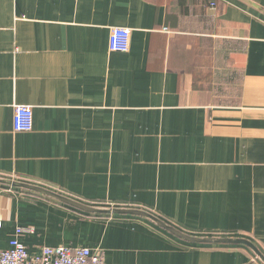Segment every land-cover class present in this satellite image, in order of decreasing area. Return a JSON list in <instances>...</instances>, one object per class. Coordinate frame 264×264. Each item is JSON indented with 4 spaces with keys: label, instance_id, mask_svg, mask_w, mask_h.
<instances>
[{
    "label": "crops",
    "instance_id": "crops-1",
    "mask_svg": "<svg viewBox=\"0 0 264 264\" xmlns=\"http://www.w3.org/2000/svg\"><path fill=\"white\" fill-rule=\"evenodd\" d=\"M112 27L131 29L127 52L109 50ZM22 104L33 129L17 133ZM0 178L264 256V0H0ZM17 227L30 254L264 264L242 244L0 184V249Z\"/></svg>",
    "mask_w": 264,
    "mask_h": 264
},
{
    "label": "built area",
    "instance_id": "built-area-1",
    "mask_svg": "<svg viewBox=\"0 0 264 264\" xmlns=\"http://www.w3.org/2000/svg\"><path fill=\"white\" fill-rule=\"evenodd\" d=\"M210 5H214L211 2ZM131 29L112 27L108 38L109 50L124 53L130 48ZM13 132H30L33 129L32 107L14 105L12 112ZM23 229L17 227L6 249H0V264H105L102 251L95 248L60 244L43 245L37 254H30L19 239Z\"/></svg>",
    "mask_w": 264,
    "mask_h": 264
},
{
    "label": "water",
    "instance_id": "water-1",
    "mask_svg": "<svg viewBox=\"0 0 264 264\" xmlns=\"http://www.w3.org/2000/svg\"><path fill=\"white\" fill-rule=\"evenodd\" d=\"M0 184L2 185H8L14 188H19V189H26V190H30L39 194H44L47 195L49 197H53L56 200H60L65 204H68L74 208H78L82 211H85L87 213H100V214H133V215H140V216H146L150 219H152L153 221H155L156 223H158L159 225L165 226L167 229H169L171 232H173L174 234H176L179 237H182L183 239L192 242V243H207V244H215V243H223V244H242L246 247L251 248L255 254L260 258V260L264 263V256L260 253V251L253 245V243H251L250 241H247L243 238H238V237H232V238H228V237H193L190 235H187L185 233L182 232H177L176 230L172 229L169 226H166L165 224H163L155 215H152L151 213H149L148 211H143V210H138L135 208H125V207H111V208H100V207H96V206H89L86 205L84 203H81L79 201H75L72 200L64 195L61 194H57L56 192L49 190L45 187H40L38 185L35 184H30L27 182H20V181H16V180H12V179H5V178H0Z\"/></svg>",
    "mask_w": 264,
    "mask_h": 264
}]
</instances>
